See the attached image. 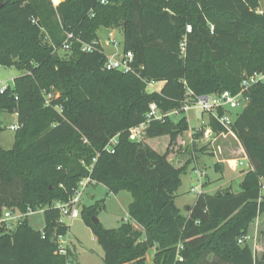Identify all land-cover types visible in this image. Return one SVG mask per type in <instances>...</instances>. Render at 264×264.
<instances>
[{"label": "trees", "instance_id": "1", "mask_svg": "<svg viewBox=\"0 0 264 264\" xmlns=\"http://www.w3.org/2000/svg\"><path fill=\"white\" fill-rule=\"evenodd\" d=\"M260 9V0H0V67L23 72L0 95V113L17 115L20 127L13 148L0 147V217L7 209L45 210L42 231L28 217L15 230L0 225V264H69L73 253L60 254L58 244L69 226L53 206L68 202L86 178L133 197L131 222L117 229L94 223V206L84 209L105 264H148L153 249L152 264H264L248 242L239 243L264 216V85L251 89L230 131L214 119L209 124L217 135L233 133L253 168L241 191L200 194L187 215L176 194L196 155L180 167L169 150L148 143L168 137L179 152L187 118L152 121L146 140H131L151 104L167 114L183 106L188 91L238 94L246 77L264 73ZM102 27L122 30L133 72L104 69ZM67 34L75 39L64 59L56 50ZM84 44L93 50L83 51ZM151 82L164 86L149 93ZM45 93L54 94L49 106Z\"/></svg>", "mask_w": 264, "mask_h": 264}, {"label": "rangeland", "instance_id": "2", "mask_svg": "<svg viewBox=\"0 0 264 264\" xmlns=\"http://www.w3.org/2000/svg\"><path fill=\"white\" fill-rule=\"evenodd\" d=\"M62 1L63 0H57L56 2V0H52V4L53 6H57ZM260 4L261 11L264 12V0H260ZM211 25L214 26L213 24ZM99 31V37L105 48L106 54L111 56L123 52L124 34L120 28L102 27ZM111 34H114V36L110 37ZM114 42L118 44L117 47H115ZM58 54L64 59L69 56V53L64 52ZM22 75L23 72L19 71L16 67H0V85L5 84L13 87L14 80ZM147 91L149 93L157 92V87L148 86ZM197 113V110H193L187 116L191 128H199L201 126ZM236 114L237 113L233 112L231 116L235 118ZM183 117H185V115L173 116L171 119L178 122ZM208 118L205 117V120ZM15 123V118L11 114L0 113V126L5 129L0 134L1 148L6 150L13 148L16 132L12 131L10 127ZM199 133L200 132L193 133V135H191L192 132L189 129V131L182 136L185 141L184 148H186L188 152H193L196 155V161L193 162V159L191 160L193 164L191 163L187 173L182 177V185L176 194V205L182 210L183 214H187L188 207L194 205L197 201L198 194L193 190L201 187L202 182L206 181L208 185L212 186L208 189H202V192L213 194L215 192L230 190L233 193H238L241 191V175L245 178L248 173L247 167L245 166L247 159L240 154L241 147L237 139L232 136L223 135L221 139L216 140L218 137L217 134L210 139L204 138V135L197 138ZM141 140H146V136L144 135ZM148 143L160 153L169 150L171 153L170 160H174V146H169L170 140L168 137L148 140ZM181 145L182 144H180V146ZM215 151L217 152L216 156ZM184 159L186 162L190 160L189 157ZM173 162L177 165L176 161ZM240 162L245 163L244 166H240ZM192 165L200 170H205V176L202 179L195 175L194 166ZM224 183L226 184L224 185ZM220 186L221 188L214 192V189ZM132 201V194L127 191L114 195L109 193L107 188L103 185L93 184L87 187L83 193L82 202L79 206L81 211L80 217L74 221L65 220L69 226L68 238L65 239H67L68 242V249L73 253L70 264H105L103 249L96 241L92 229L85 224L84 219L86 214H84V209L94 206L97 210L95 219L106 229H117L123 223L131 222L129 219V206ZM28 220L29 225L37 231H42L45 227V215L44 211H41V209L30 214ZM17 225L16 223H11V230H15ZM254 235L255 225L253 224L248 232V243L251 248L254 247ZM154 254L155 249L149 251L147 256L148 264L153 263Z\"/></svg>", "mask_w": 264, "mask_h": 264}, {"label": "built area", "instance_id": "3", "mask_svg": "<svg viewBox=\"0 0 264 264\" xmlns=\"http://www.w3.org/2000/svg\"><path fill=\"white\" fill-rule=\"evenodd\" d=\"M99 3L105 6L109 4V0H99ZM191 30H192L191 26H188L187 32L190 33ZM113 36L114 34L110 35V37ZM74 39L75 38L73 34H67V39L64 42L63 46L56 51L58 53L60 52L69 53L71 50V43ZM114 45L115 47H117L118 44L114 42ZM182 48L184 51V44L182 45ZM82 50L85 52H91L93 50V45L84 44ZM133 62H134V55L132 52L117 53L113 56L107 57V61L105 63L104 69L106 71H118L127 74L133 72ZM156 84H157L156 82H151L149 86H155ZM258 85H264V73H254L253 75L246 77L241 83V89L238 94H232L231 92L226 91L220 95L194 97L192 92L188 91L183 106L180 109L171 111L167 114L161 113V111L159 110L156 104H151L150 111L146 116V122L141 126L131 130V140L140 141L142 139V136L145 135V131L149 127L152 121H164L166 118H171L173 116L187 115L193 110H197L201 115L208 116L209 120L214 119L223 128L230 131L235 122V118L231 116L232 113L234 112L238 114L248 106V104L250 103L249 92L253 87ZM9 88L10 86L1 84L0 95L5 94ZM53 98H54L53 93H45L47 106L51 104ZM58 109L60 110V108ZM19 128L20 127L18 124H15L10 127V129L15 132ZM203 135L204 138L206 139H210L212 137L213 132L210 126H208V129L204 131ZM116 144H117V138L111 141L107 150L114 153L113 148L116 146ZM178 150L179 152L182 153H186L187 151V149L184 148V145L179 147ZM195 161L196 158H194V162ZM239 164L240 166H244L245 163L240 162ZM245 166L247 167L248 171L253 170L248 160ZM194 173L200 179H202L205 176L204 171L200 170L195 166H194ZM91 183L92 180L90 178H86L82 180L78 186L77 191L68 202L66 203L56 202L54 204L53 207L56 208L60 213L61 222L67 225L65 220L74 221L80 217L81 211L79 209V206L82 202V196L84 191ZM202 188L203 185L201 187L195 188L193 191H195L198 195H200L203 194ZM262 192L264 193V185L262 186ZM41 211H45V210L41 209ZM32 213H33L32 210H29L27 214H23L19 210L7 209L0 217V225L5 224L7 228L11 230V223L19 224ZM68 234L66 236H60L58 239L60 254L63 255L67 254L68 252V242L67 239H65L68 238L67 237ZM248 240L249 238L247 236L241 239L239 243L244 244Z\"/></svg>", "mask_w": 264, "mask_h": 264}, {"label": "crops", "instance_id": "4", "mask_svg": "<svg viewBox=\"0 0 264 264\" xmlns=\"http://www.w3.org/2000/svg\"><path fill=\"white\" fill-rule=\"evenodd\" d=\"M260 11H261V9H260ZM262 12V11H261ZM100 32V31H99ZM99 32H98V37H99ZM98 42H99V44L101 45V47L103 48V50H104V52H105V48L103 47V45H102V43H101V40H100V37H99V40H98ZM105 54H106V52H105ZM117 54V53H116ZM107 55V57L109 56L108 54H106ZM115 55V54H114ZM111 56H113V55H111ZM156 87H157V92H159L162 88H163V86H164V83H157L156 85H155ZM198 114V119L200 120V122H201V126L199 127V128H191L190 127V122H189V119H188V114L187 115H185V117L187 118V121H188V123H189V127H190V131L192 132V134L191 135H193V133H198V132H201V131H205V130H207L208 129V126H209V118H208V116H206V115H201L199 112L197 113ZM14 118H15V121H16V123L15 124H17V122H18V118H17V115H12ZM205 117H207L208 119H206L205 120ZM15 124H13V125H15ZM12 125V126H13ZM2 127V126H1ZM196 130V131H195ZM213 132V131H212ZM215 135V133L213 132V135H212V137ZM223 135H226V136H232L233 138H235L236 139V137L233 135V133H228V134H221L220 136L218 135V137H217V139L216 140H218V139H221L222 137L221 136H223ZM143 137V136H142ZM216 142V141H215ZM178 143L179 144H182V145H185V141L183 140V138H180L179 140H178ZM238 143H239V141H238ZM215 144V143H214ZM240 144V143H239ZM181 145V146H182ZM180 146V147H181ZM240 147H241V151H240V154H242V156L245 158V159H247V156H246V154H245V152H244V150L242 149V146L240 145ZM214 149H215V147H214ZM193 153V152H192ZM189 154H191L190 152H188V151H186V153H182V152H177V153H174L173 154V161H176V163H179V165H180V167H182L183 165H185L186 164V161H185V159L184 158H187V157H189ZM193 155H194V153H193ZM217 155V152L215 151V156ZM172 157V156H171ZM248 160V159H247ZM197 163H198V160H197ZM192 164H193V162H192ZM195 165V164H194ZM194 165H192V166H194ZM196 166V165H195ZM221 170H222V167H221ZM204 172H205V170H203ZM241 183L243 182V175H241ZM226 183H224V185H225ZM202 185H203V190H204V188L205 189H208L209 187H212L211 185H208L207 184V182L205 181V182H202ZM223 186V185H222ZM219 188H221V186L220 187H216L215 189H214V192L216 191V190H218ZM217 192H215V193H213V194H211V193H209V192H203V194H208V195H215ZM239 193V192H238ZM235 194H237V193H235ZM193 206V205H192ZM178 207V206H177ZM191 206H189L188 207V209H187V211L189 210V208H190ZM179 208V207H178ZM180 209V208H179ZM181 210V209H180ZM182 211V210H181ZM182 214H183V212H182ZM183 215H187V214H183ZM254 225H255V235H254V247L252 248L253 250H254V252H255V254L257 255V257L259 258V259H261L263 256H264V237H263V231H264V216H262V217H260V218H258L256 221H255V223H254ZM248 242V241H247Z\"/></svg>", "mask_w": 264, "mask_h": 264}, {"label": "water", "instance_id": "5", "mask_svg": "<svg viewBox=\"0 0 264 264\" xmlns=\"http://www.w3.org/2000/svg\"><path fill=\"white\" fill-rule=\"evenodd\" d=\"M93 222L96 223V224L99 223V221L97 219H95V218H93Z\"/></svg>", "mask_w": 264, "mask_h": 264}, {"label": "bare ground", "instance_id": "6", "mask_svg": "<svg viewBox=\"0 0 264 264\" xmlns=\"http://www.w3.org/2000/svg\"><path fill=\"white\" fill-rule=\"evenodd\" d=\"M56 2H57V0H56Z\"/></svg>", "mask_w": 264, "mask_h": 264}]
</instances>
